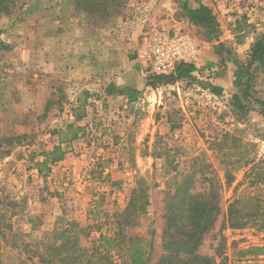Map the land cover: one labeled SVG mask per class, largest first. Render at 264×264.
Wrapping results in <instances>:
<instances>
[{"label": "rangeland", "instance_id": "obj_1", "mask_svg": "<svg viewBox=\"0 0 264 264\" xmlns=\"http://www.w3.org/2000/svg\"><path fill=\"white\" fill-rule=\"evenodd\" d=\"M120 1L107 15L96 6L88 14L75 0H31L0 20V264H73L79 246L91 250L101 233L117 235V215L138 182L149 190L150 204L124 234L126 242L141 240L150 264H158L174 169L181 179L202 166L222 186L221 214L198 254L214 264H264V256L246 255L249 248L264 246V219L251 216L241 228L227 222L234 202L239 215L264 209V117L256 103L264 100V72L255 70L254 98L244 97L234 87V59L245 64L249 55H240L234 41L225 45L234 53L230 61L227 55L204 54L205 31L188 20L186 0ZM202 1L225 21L221 36L229 31L239 43L256 40L264 30V0ZM189 4L197 7L196 0ZM170 27L196 39L202 52L193 62L194 76L222 86L221 95L192 81L147 86L152 74L141 68L137 53L149 33ZM108 48L110 77L102 74V52ZM209 63L215 65L210 70ZM65 67H79L81 75L63 77ZM96 83L105 85L88 89ZM110 86L113 92L131 88L139 95L130 103L109 94ZM235 95L244 109L236 106ZM84 112L77 125L86 135L65 146L64 161L40 173L36 162L59 144L56 133ZM254 168L263 181L256 180ZM208 188V182L196 185L199 192ZM102 256H93V262L107 264ZM128 256L125 247L107 255L113 264H129ZM89 258L90 253L80 264Z\"/></svg>", "mask_w": 264, "mask_h": 264}, {"label": "trees", "instance_id": "obj_2", "mask_svg": "<svg viewBox=\"0 0 264 264\" xmlns=\"http://www.w3.org/2000/svg\"><path fill=\"white\" fill-rule=\"evenodd\" d=\"M31 0H0V20L4 16L13 13L19 6H24ZM190 0L183 3V10L188 20L194 25L202 28L205 31L206 41L216 43L220 37V23L217 16L211 8L203 4L200 0H196L197 7L193 8L189 4ZM76 7L91 14L92 7L101 8L107 12V15H112L111 9L120 7V0H75ZM114 13H117L115 10ZM243 23H239L237 29L243 31ZM1 34V30H0ZM215 51L219 57L223 59L224 55L228 56V61L232 59L233 50L227 48L225 44L218 43L215 46ZM249 59L245 64L240 63L237 58L236 71L234 73V87L242 90L244 97L254 98L256 95L255 84L257 80V72H264V30L258 35L249 53ZM225 62V60H223ZM215 65L209 63L207 68L210 70ZM255 70L257 71L255 73ZM198 72L197 67L193 63H182L168 75L153 74L147 82V86L158 88L160 86L175 85L183 81L197 82L210 90L215 95H221L223 88L210 84L209 82H200L194 76ZM113 87L108 89L109 94L117 93L120 96L128 98L129 102H134L139 95V92L126 88L123 90L112 91ZM234 101L236 106L244 109L243 100L240 96L235 95ZM256 103L260 108V114L264 117V100L256 99ZM85 111V110H84ZM85 118L83 114H76L75 123L69 124L64 131L57 132L60 142L53 149L44 153L43 161L36 162V168L43 173L44 170L49 171L52 164H57L64 161L68 151L65 146L69 147L74 141L83 138L86 135V128L78 126ZM173 130V128H172ZM194 169V170H193ZM181 179L178 178V169L176 176L173 177L174 183L167 194L165 206V225L162 230V249L163 255L158 264H214L212 258L204 257L198 254L200 247L203 244L204 238L208 235L216 225L221 214V196L218 190L222 187L216 178L209 177L207 166L199 168L193 167ZM255 173L258 182L263 181L262 175L254 168L252 174ZM199 182H208L209 188L205 192L196 191V185ZM228 184H230L228 182ZM227 184V185H228ZM239 203V200H238ZM149 190L144 188L142 182H138L136 188L131 192L126 209L117 215V235L100 234L97 244L91 250L80 247L77 252L78 257L73 258V264H80L83 256L91 254V258L86 264H95L92 260L93 256L103 254L101 259L107 264H113L107 255L111 251L119 250L120 247H125L128 252L129 264H150L151 258L149 252L141 246V240L129 239L126 242L124 230L127 227L137 226V218L146 213L149 206ZM237 202L230 204L228 211V220L231 228H241L251 223V216L261 217L264 219V209L259 210L251 215H239L235 210ZM249 217V218H248ZM63 234H67L63 232ZM79 235H75L73 242L77 245ZM151 247L153 244L151 243ZM247 257L264 256L263 247H251L246 252ZM251 263V262H249ZM248 263V264H249Z\"/></svg>", "mask_w": 264, "mask_h": 264}, {"label": "built area", "instance_id": "obj_3", "mask_svg": "<svg viewBox=\"0 0 264 264\" xmlns=\"http://www.w3.org/2000/svg\"><path fill=\"white\" fill-rule=\"evenodd\" d=\"M248 22L251 21L248 19ZM199 53L200 46L188 32L159 28L146 36L143 47L137 53V61L152 75H168L182 63H193Z\"/></svg>", "mask_w": 264, "mask_h": 264}, {"label": "crops", "instance_id": "obj_4", "mask_svg": "<svg viewBox=\"0 0 264 264\" xmlns=\"http://www.w3.org/2000/svg\"><path fill=\"white\" fill-rule=\"evenodd\" d=\"M217 0H215V2H216ZM201 2L203 3V4H205L206 6H208L209 8H212V4H208V3H206L205 1H202L201 0ZM195 8V7H194ZM219 8H220V3H219ZM216 10V9H215ZM219 20V23H220V31L222 30H224V28H225V25H224V23H225V21L223 20V23H222V20H220V19H218ZM233 23H236V22H233ZM236 26V24H233V26L232 27H235ZM179 27H175V29H178ZM173 28L172 27H170V30H172ZM174 29V30H175ZM235 42L234 44H233V46L235 47V49H236V51L240 54V55H244L245 54V52H246V54H247V56L249 55V53H250V49H251V47H252V45L254 44V42H255V39L254 38H250V37H246L245 39H244V41H241V42H237V40H236V38H235V35H231L230 34V32L229 31H225L224 32V34L221 36V34H220V37H219V41L218 42H216V43H210V42H207L206 41V39H205V41H204V43H202V44H204L203 45V52H204V54H206V55H210V56H218L217 55V53H216V51H215V46L218 44V43H223V44H227V43H229V44H232V42ZM118 52H119V50L118 49H115V50H113V54H117L118 55ZM200 52H202V50L200 49ZM200 54V53H199ZM111 55H112V53H111V51H110V49L108 48L106 51L105 50H103V52H102V63L105 65V67H106V72L105 71H101L102 72V74H105V73H107V75H108V77H110V74L112 73V69H111V64H110V58H111ZM219 57V56H218ZM98 59H100V57H98ZM198 69V68H197ZM81 70L82 69H79V67H78V69L75 71V70H73V69H66V67L64 68V69H60V74H61V76H63V77H67V78H70V79H75V77H77L78 75H81ZM262 72L263 71H260V72H258V75H260V74H262ZM176 84H178V83H176ZM78 85H80V84H78ZM103 85H105V84H99V83H96V84H90L89 86H88V89L89 90H97V89H101V87L103 86ZM168 86H171V85H168ZM135 87V86H134ZM218 87H221L222 88V86H218ZM135 89H141L140 87H138V86H136L135 87ZM122 97V99H127L128 100V98H126V97H124V96H121ZM129 101V100H128Z\"/></svg>", "mask_w": 264, "mask_h": 264}]
</instances>
